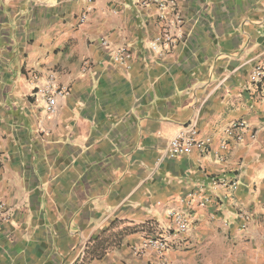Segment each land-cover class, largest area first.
<instances>
[{
  "label": "crops",
  "instance_id": "0c3cea01",
  "mask_svg": "<svg viewBox=\"0 0 264 264\" xmlns=\"http://www.w3.org/2000/svg\"><path fill=\"white\" fill-rule=\"evenodd\" d=\"M184 38L161 56L153 7L137 0H0V264H155L134 250L190 215L169 264H264V100L249 74L264 57V0H174ZM90 12L84 23L79 17ZM124 46L127 68L101 45ZM68 95L49 113L36 85ZM244 121L255 132L221 144ZM206 153L171 159L187 127ZM231 188L216 187L215 181ZM209 199L203 207L189 193ZM252 213L245 231L231 200Z\"/></svg>",
  "mask_w": 264,
  "mask_h": 264
},
{
  "label": "built area",
  "instance_id": "2783aa9c",
  "mask_svg": "<svg viewBox=\"0 0 264 264\" xmlns=\"http://www.w3.org/2000/svg\"><path fill=\"white\" fill-rule=\"evenodd\" d=\"M86 4H93L96 0H83ZM137 5L143 8L153 7L156 11L157 20L161 24V29L157 37L147 44V49L157 55H162L165 51L174 48L184 38L181 32V27L184 21L176 9L174 0H137ZM90 12L87 7L83 10L79 17V22L84 23ZM101 45L108 51V56L114 65L126 67L128 62L132 59V54L122 46H111L106 40L101 41ZM54 75H49L46 82L42 85H36V97L43 101L49 113L55 112V105L57 100L68 95L66 87H57L53 84ZM249 83L255 87L261 100H264V57L261 58L252 68L249 74ZM221 144L225 148L229 142L241 144L248 137L253 141L256 138L255 132L244 121H233L222 130ZM211 139L209 137H200L195 127L184 128L183 131L173 137L167 147V156L175 159L181 156L189 155L193 150L200 153H206L210 147ZM231 188L235 191L236 183L228 184L225 181L217 180L212 187ZM189 200L188 205L194 200H198V205L203 207L209 202V199L202 196L200 190L189 193L187 195ZM231 200L233 207L236 210V218L239 221V231H245L253 219V215L248 210L241 207L234 199ZM170 223L164 229L166 237H147L142 240V243L134 251L137 254H143L145 250L151 249L157 253V262L155 264H169L165 253L169 248L170 239L179 235H185L190 228V215L187 211L177 210L168 213ZM11 218L9 209L0 198V226L8 223Z\"/></svg>",
  "mask_w": 264,
  "mask_h": 264
}]
</instances>
